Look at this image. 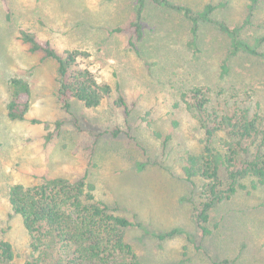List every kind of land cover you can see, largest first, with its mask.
Listing matches in <instances>:
<instances>
[{
	"label": "rangeland",
	"instance_id": "obj_1",
	"mask_svg": "<svg viewBox=\"0 0 264 264\" xmlns=\"http://www.w3.org/2000/svg\"><path fill=\"white\" fill-rule=\"evenodd\" d=\"M170 1L193 12L225 1L213 12L214 19L240 26V37L250 44L264 36V0L251 13L249 0ZM134 2L0 0V240L11 243L14 264H22L29 238L10 210L11 185H34L43 177L72 180L86 172L96 200L116 202L140 222L126 237L143 264H212L210 257L264 264V184L252 188L245 181L247 188L212 210V233L201 236L192 212L203 199L204 180L191 184L182 167L186 152H201L203 133L181 100L182 90L206 86L211 105L240 106L264 116V58L234 53L217 25L204 22L194 50L188 45L189 21L150 5L138 55L129 48L127 33L111 32L133 18ZM21 29L36 32L58 49L85 51L88 57H79L80 65L112 87L110 96L94 108L74 100L64 108L56 100L55 62L29 52L18 39ZM258 49L264 52V41ZM222 62L228 66L225 74ZM12 76L29 83L24 120L6 115ZM119 94L129 107L128 117L114 104ZM33 118L42 123H31ZM217 141L213 145L220 147ZM175 228L182 233L158 238Z\"/></svg>",
	"mask_w": 264,
	"mask_h": 264
},
{
	"label": "trees",
	"instance_id": "obj_2",
	"mask_svg": "<svg viewBox=\"0 0 264 264\" xmlns=\"http://www.w3.org/2000/svg\"><path fill=\"white\" fill-rule=\"evenodd\" d=\"M249 1L251 13L259 0ZM225 3L209 2L200 11L193 12L191 8L170 0H135L133 18L124 25L113 27L111 32L127 33L129 48L140 55L137 43L144 37L143 21L150 5L156 9L172 10L189 21L188 45L194 50L198 47L200 22H204L217 25L228 37L234 53L264 58V52L258 49L264 36L250 44L240 37V26L231 27L213 18V12ZM18 39L27 45L29 52H39L55 62L56 100L64 108H69L72 100L86 108H94L110 96L112 87L99 83L90 69L80 65L78 58L88 57L85 51L58 49L50 40L27 29L19 30ZM220 69L221 74L228 72L227 64L222 62ZM8 86L6 115L10 120H24L30 107L29 83L22 77L12 76ZM114 88L119 93L118 85ZM208 90L206 86L195 85L181 92V100L203 133L201 152H186L182 167L185 180L191 184L196 178L204 180L203 199L194 205L192 212L203 238L212 233L210 213L219 203L230 199L239 189L247 188L245 181L252 188L264 184V116L250 113L240 106L211 105ZM114 104L129 116L130 110L122 94L117 96ZM30 122L42 123L35 118ZM44 126L47 128L48 123ZM117 133V130L113 131L114 135ZM156 135L159 136L158 133ZM216 139L220 147L213 145ZM94 190L95 185L86 172L72 180L61 176L43 177L34 185L17 183L10 186L7 194L10 210L20 217L29 238V252L22 264H143L126 237L128 230L141 227L140 222L136 217L125 215L118 203L109 205L96 200ZM177 233L182 231L175 228L158 235V238ZM201 248L200 245L195 246V249ZM210 259L212 264H235L227 258ZM13 260L11 243L0 240V264H14Z\"/></svg>",
	"mask_w": 264,
	"mask_h": 264
}]
</instances>
